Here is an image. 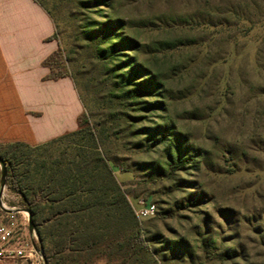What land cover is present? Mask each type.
<instances>
[{
  "label": "trees",
  "instance_id": "trees-1",
  "mask_svg": "<svg viewBox=\"0 0 264 264\" xmlns=\"http://www.w3.org/2000/svg\"><path fill=\"white\" fill-rule=\"evenodd\" d=\"M35 1L53 22L51 38L57 39L52 9L58 12L64 5L71 28L68 49L58 41L57 48L42 61L48 68L44 79L69 76L83 108L81 93L91 94L96 119L91 122L83 109L73 130L40 144L0 142L6 186L19 197L18 205L29 211L45 264L163 262L165 254L144 237L113 168L131 170L119 153L129 150L131 144L141 151L154 150L157 160L141 162L139 168L158 177L199 161L187 145L188 139L162 114L170 101L167 81L180 74L174 69L165 73L164 60L196 47L199 42L193 33L198 27L203 31L222 27L226 20L212 22L208 14L201 20L192 15H153L141 21L144 30L155 33L148 43L137 38L131 21L112 13L111 0ZM46 1L52 3V9ZM73 54L80 56L76 63L81 67L94 63L102 74L96 90L89 80L78 84L69 71ZM132 110L139 114H130ZM146 112L157 113L153 126L145 124L149 119ZM200 242L206 247L202 238Z\"/></svg>",
  "mask_w": 264,
  "mask_h": 264
},
{
  "label": "rangeland",
  "instance_id": "rangeland-1",
  "mask_svg": "<svg viewBox=\"0 0 264 264\" xmlns=\"http://www.w3.org/2000/svg\"><path fill=\"white\" fill-rule=\"evenodd\" d=\"M111 2L112 13L131 21L137 38L148 43L155 33L144 30L141 21L153 15H192L201 20L208 14L212 22L226 20L222 27L205 31L198 27L193 33L196 47L164 60L165 73L174 69L180 74L167 81L170 101L162 114L188 139L199 161L158 177L139 168L141 162L157 160L154 150L141 151L131 144L119 152L131 170L113 168L132 207L137 208L140 198L155 205L151 216L137 218L147 241L166 256L157 263L264 264V0ZM46 6L52 9L50 1ZM59 8L52 11L57 39L66 51L71 28L66 7ZM79 58L71 55L69 71L78 84L89 80L94 91L103 76L94 63L81 67L76 63ZM81 95L82 110L93 122L91 94ZM149 112L145 124L153 126L157 113ZM18 200L5 182L2 201L18 205Z\"/></svg>",
  "mask_w": 264,
  "mask_h": 264
},
{
  "label": "crops",
  "instance_id": "crops-1",
  "mask_svg": "<svg viewBox=\"0 0 264 264\" xmlns=\"http://www.w3.org/2000/svg\"><path fill=\"white\" fill-rule=\"evenodd\" d=\"M54 31L35 0H0V142L40 144L76 127L82 104L71 78L44 79Z\"/></svg>",
  "mask_w": 264,
  "mask_h": 264
},
{
  "label": "built area",
  "instance_id": "built-area-1",
  "mask_svg": "<svg viewBox=\"0 0 264 264\" xmlns=\"http://www.w3.org/2000/svg\"><path fill=\"white\" fill-rule=\"evenodd\" d=\"M3 191V190H2ZM0 261L2 264H42V250L37 244L36 232H28L27 212L17 211L19 205L0 202ZM152 202L140 198L134 212L148 217L155 212ZM25 235V236H24ZM32 242L36 244L34 247Z\"/></svg>",
  "mask_w": 264,
  "mask_h": 264
},
{
  "label": "water",
  "instance_id": "water-1",
  "mask_svg": "<svg viewBox=\"0 0 264 264\" xmlns=\"http://www.w3.org/2000/svg\"><path fill=\"white\" fill-rule=\"evenodd\" d=\"M5 182H6V166H5V163L0 159V202H1V193H2L3 188L5 187ZM16 210L27 212L28 232L31 235L33 232H35V229H34L33 224L31 222L29 211L25 208H17ZM32 244L34 247H37L34 242H32ZM38 248L40 249V246ZM42 264H45L43 254H42Z\"/></svg>",
  "mask_w": 264,
  "mask_h": 264
}]
</instances>
